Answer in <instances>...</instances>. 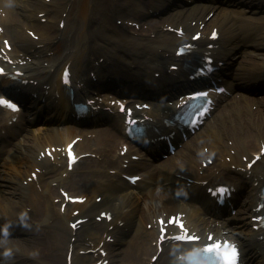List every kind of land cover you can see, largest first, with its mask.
Wrapping results in <instances>:
<instances>
[{
    "label": "bare ground",
    "instance_id": "obj_1",
    "mask_svg": "<svg viewBox=\"0 0 264 264\" xmlns=\"http://www.w3.org/2000/svg\"><path fill=\"white\" fill-rule=\"evenodd\" d=\"M9 1L4 0L6 4ZM77 1L51 0L47 4L45 0H37L36 2L34 0H20V3L23 4H20V11L26 21L23 20L22 23H19L21 26L13 31L18 46L37 47L42 42L46 46L38 56L43 55L45 50L53 52V57L49 61L29 62L27 60L28 56L25 53H20L19 59L15 62L27 61L26 64L32 67L26 66L24 69L30 71L34 68L37 71V73H24L25 76L22 79L28 82L34 93L46 96L47 100L45 102L49 106L69 115L70 117L65 118H70L72 122L77 121V117L67 110L68 107L58 109L54 106L61 103V100L56 98V92L60 91V88L49 86L46 83L48 77L44 78L47 75L50 76L51 70H58L60 66L70 65L75 72L73 74L74 80L81 77L77 72L82 71L84 74L90 75L92 72L95 73L96 70H103L105 75H116L127 81L128 79L135 81L131 77L138 78L136 74L140 71L148 75L145 76L146 78H150L151 72L160 71L161 68L167 71L169 68L168 58L171 57H167V51L163 52V50L169 46L170 42H173V39L166 38L164 42H159L155 46L151 43L152 40L148 38L135 37L133 35L134 30L128 24L123 27L115 25L117 19L124 20L125 16L134 12L131 2L118 4L112 0H83L80 4H77ZM67 10L71 11V15L65 27L61 30L60 22L65 20ZM208 10H212L211 7L197 6L189 11L183 9L177 14L175 24L183 26L187 30L199 31L200 26L192 27L189 21L193 18L204 23L205 13ZM42 12L46 14L48 19L54 22L58 21V31L65 34L60 37L56 36L53 39L50 31L46 29L47 25H44L37 29V35H40L41 42L32 41L29 37H26L27 25L30 24L36 27L34 24L40 22ZM220 15L221 13L217 12L215 18L210 20L206 26H216ZM222 15L225 16L223 20L225 25L230 22L226 27V31L230 34L229 39H233L232 35H236L241 37L244 42V32L232 23L230 14L224 13ZM138 16L142 17L143 15ZM164 21H170V17ZM92 22L101 23L105 34L101 35V32L97 31L99 27H95L97 30L89 28ZM171 26L174 27V25ZM84 27H86V30H84ZM148 29L153 28L148 26ZM248 44L254 46L257 50L264 49V27L254 33V37ZM156 51H160L159 59L162 60V63L156 62L152 65L153 61H157L154 53ZM253 57L257 58L259 55ZM44 62L50 63L45 66ZM157 64H159V67ZM117 66L128 67V69L123 72L120 69L112 68ZM253 66L256 69H253V67L245 68L243 73L239 74L240 76H235L237 77L235 80L244 84L258 82L262 76V64ZM89 75L84 78L87 79ZM31 82L38 83L34 85ZM141 82L146 83L147 80L141 77ZM83 94H89V91L85 89ZM258 103L264 106V102ZM242 110H246V113L242 114ZM0 114L6 117V114L2 111H0ZM52 114L53 112H48L45 119L48 118V121L53 123L57 120H64L63 117L57 116L55 118V115ZM115 118L120 120L119 116H115ZM53 126L54 124L47 125L48 130L39 129L38 134L36 131L28 132L29 134L25 135L26 140L24 142L11 139L10 147H6L7 152H3V148H0V229L8 224V234L14 230V237L17 239L0 241V264H64V252L72 254V264H98L103 259L109 260V264H150L152 258L149 259L148 256L151 255L152 257L156 254V248L151 245V241L155 234H158L156 227L158 218L163 217L166 213H184L186 207L183 203L173 204L170 200V193L183 192L190 198L202 196V194H198V191L201 190L200 185L194 184L184 190L185 183L180 178L170 175L169 170L193 174L196 165L192 162L199 152L208 155L216 154L217 159L220 161L219 166L223 168L231 167V165H235L236 168L246 167V165H243V157L250 152L256 154L258 149L261 150L264 147V108H259L257 112H254L252 103L246 100L235 105L229 104L222 110L219 118H215V124L208 127L203 137L193 138L191 142L183 146L182 151H180L181 154L174 161L169 160L163 165L166 166L170 162L167 166L170 168H167L166 171L151 169L152 171H148L144 181L139 186L132 188L131 192H124L123 185L119 181L116 184L107 183L104 187L90 184L85 191L81 192V196L84 197L83 201L79 204L68 205L69 209L61 213L58 205L53 202L56 191L52 189V184L61 185L65 182L66 178H64L63 173L53 175V173L59 171L58 165L62 159L60 155H56L54 160L53 158H43L42 154H45L48 150L51 151L53 148H62L63 145L68 143L69 137L74 132L63 133L58 130L59 127L55 128ZM116 136L111 130H108L96 134L87 141L91 144L95 142L101 150L106 148L111 150L119 142V137ZM229 141L231 146L228 144ZM232 149L236 151V155L232 156V162L230 164L225 161L222 162L223 158L230 156ZM261 163L264 165V156L257 166ZM49 165H51L50 168ZM149 166L150 164H141L139 169H148ZM37 169L40 170V173L37 174V181H30V173L36 172ZM43 172L53 177V179L47 181L45 188L39 191L34 187V184L42 180ZM253 172L257 176L255 169ZM155 180L158 181V187H163L161 189L162 203H158L156 208L151 206V201L146 202L145 200L148 196L152 197L153 200L159 199L160 194L155 193V190L150 188ZM25 181H27L26 185H24ZM249 189L250 192L248 189L246 190L248 195L250 193L247 203L249 210L246 207L248 218H238V222L232 227L234 232L231 236L233 240L242 241L250 248H254L256 245L264 248V241L255 238L259 234L251 231L252 203L254 199L252 192L255 189L250 185ZM100 194L104 196V201L98 202L96 198ZM59 197L63 202L62 196ZM143 203L145 205H142ZM71 207L80 211L78 216L73 215V212L70 211ZM57 210L58 214L56 213ZM103 212L111 214L112 220L108 222L104 219L98 223L97 218ZM21 213H27L23 221L20 218ZM157 213H159V216H156ZM193 214L196 216L189 218V220L186 219L187 225L193 230H198L203 239L208 234H214V239L217 240L222 237L231 239L230 234L222 228L227 224V221L212 222L201 218L197 215V212ZM76 219H84L79 228L84 233L83 237H77L78 230L74 234L73 229L69 226V223ZM59 220L62 221V226L59 224ZM199 223L203 226L201 229L196 225ZM99 224L101 226L100 231L98 229ZM38 225H41L40 230L36 228ZM149 225L151 226L150 230L148 229ZM111 226L117 228L122 234L130 227L131 230L136 231V239L130 242L125 249L126 251L121 249L117 253H108L107 257L101 258L98 251L106 248L102 246V243L107 245L108 235H113V229H110ZM59 227L63 229L64 234L54 231ZM142 233H145L144 237H141ZM1 235L2 232H0ZM244 238L246 239L243 240ZM116 241L117 245L124 243L122 236L116 238ZM5 249H11L12 254L9 257L3 255ZM33 253H36V255H33ZM144 258H148V261L143 260ZM159 259L155 264H177L179 262L174 261V252L169 257L163 258V261L165 260L163 263Z\"/></svg>",
    "mask_w": 264,
    "mask_h": 264
},
{
    "label": "snow or ice",
    "instance_id": "obj_2",
    "mask_svg": "<svg viewBox=\"0 0 264 264\" xmlns=\"http://www.w3.org/2000/svg\"><path fill=\"white\" fill-rule=\"evenodd\" d=\"M213 36H215V33H213ZM0 72H2V70H0ZM65 81L67 82V72L65 73ZM0 105L6 106L13 111L17 110L15 105H12L4 100H0ZM70 159H71V153H70ZM225 192H226L225 189H221L219 190L218 195L223 194ZM172 222L175 223V221ZM181 227H183V225H181ZM192 239H195V237H192ZM205 251L217 252L222 257L221 264H239V251L235 245H229L227 242H223L221 244H213L212 246L206 248Z\"/></svg>",
    "mask_w": 264,
    "mask_h": 264
},
{
    "label": "clouds",
    "instance_id": "obj_3",
    "mask_svg": "<svg viewBox=\"0 0 264 264\" xmlns=\"http://www.w3.org/2000/svg\"><path fill=\"white\" fill-rule=\"evenodd\" d=\"M26 215H27V213H21V216H20L21 221L24 220V218L26 217ZM8 227H9V225L6 224V225L3 226L2 229H0V232H2V234H3L5 237L8 236ZM11 254H12L11 249H5V251L3 252V255H4L5 257H9ZM33 255H36V253H33Z\"/></svg>",
    "mask_w": 264,
    "mask_h": 264
},
{
    "label": "rangeland",
    "instance_id": "obj_4",
    "mask_svg": "<svg viewBox=\"0 0 264 264\" xmlns=\"http://www.w3.org/2000/svg\"><path fill=\"white\" fill-rule=\"evenodd\" d=\"M39 229V228H38ZM58 230V229H57ZM59 231V230H58ZM65 257H66V255L64 256V258H63V260H65ZM41 263H43V262H41Z\"/></svg>",
    "mask_w": 264,
    "mask_h": 264
}]
</instances>
